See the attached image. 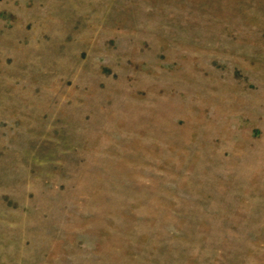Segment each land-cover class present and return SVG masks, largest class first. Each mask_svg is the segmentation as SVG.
Returning a JSON list of instances; mask_svg holds the SVG:
<instances>
[{
	"label": "rangeland",
	"instance_id": "obj_1",
	"mask_svg": "<svg viewBox=\"0 0 264 264\" xmlns=\"http://www.w3.org/2000/svg\"><path fill=\"white\" fill-rule=\"evenodd\" d=\"M0 264H264V0H0Z\"/></svg>",
	"mask_w": 264,
	"mask_h": 264
}]
</instances>
